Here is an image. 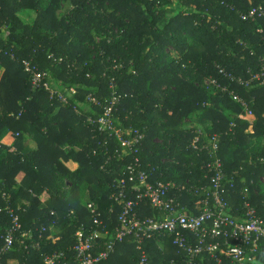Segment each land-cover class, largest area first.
I'll return each instance as SVG.
<instances>
[{
	"label": "trees",
	"instance_id": "obj_1",
	"mask_svg": "<svg viewBox=\"0 0 264 264\" xmlns=\"http://www.w3.org/2000/svg\"><path fill=\"white\" fill-rule=\"evenodd\" d=\"M260 4L264 0H0V246L13 225L10 211L22 225L2 264H45L46 256L60 253L56 264H75L77 232L95 228L86 209L91 203L112 238L122 211L118 181H128L132 159H121L118 140L89 122L102 107L86 102L90 95L107 105L112 79L121 96L115 125L145 134L139 157L150 183H171L170 196L198 213L202 197L193 192L209 183V141L218 135L229 213L242 217L248 201L264 221V87L247 89L221 73L246 78L264 67V31H258L264 19H241ZM31 11L37 14L32 25L22 18ZM25 61L47 71L54 89H75L77 97L64 105L35 90ZM209 78L249 104L252 129L229 92L205 85ZM27 134L37 143L28 153ZM7 136L12 144L2 143ZM197 138L208 149H194ZM70 160L78 165L74 171L64 163ZM157 214L148 201L136 208L139 219ZM139 244L126 239L103 264H139L143 251L147 264H187L169 236ZM198 263L218 264L208 254ZM251 264H264V242Z\"/></svg>",
	"mask_w": 264,
	"mask_h": 264
},
{
	"label": "built area",
	"instance_id": "obj_2",
	"mask_svg": "<svg viewBox=\"0 0 264 264\" xmlns=\"http://www.w3.org/2000/svg\"><path fill=\"white\" fill-rule=\"evenodd\" d=\"M252 1V0H248ZM241 19L245 21H255L264 19V6L262 4L252 7L250 10L241 13ZM262 33L264 30H258ZM52 57V56H51ZM57 63L63 62L60 58ZM117 67L114 69L116 70ZM24 72L30 76L31 84L35 90H44L51 98L57 99L64 105H70V100L77 97L78 91L69 89L59 91L53 88L51 75L47 71L39 69L30 62H24ZM221 73L230 79L232 83L253 88L255 86L264 87V67L260 71L248 72V76L235 77L231 74ZM206 86H214L221 89L222 93H228V88L223 87L217 80L209 78L205 80ZM112 90L108 98V104L101 106L94 97L87 96L86 102L97 107H102V113L96 120L90 118L89 122L98 125L100 132L108 133L109 137L116 138L120 144L117 151L121 159L130 157L131 163L127 167L128 181L123 178L118 181L120 189L117 200L122 203V211L118 217V226L114 229L111 239L110 231L107 229L101 214L96 206L92 204L91 217L95 228L89 233L83 228L76 234V244L72 248L75 253V264H103L115 253L119 244L128 238H135L141 248L144 239H151L157 236H169L173 238V245L177 248L178 254L187 257V264H199L198 260L208 254L218 264H223V260H230L233 264H251L258 257L261 245L264 242V221L259 216L258 210L248 201L243 207L242 217H233L229 212L231 205L227 200V176L222 160L219 158L220 138L214 135L209 144L211 146V161L206 165L208 174L205 178L209 181L207 186L195 188L193 194L200 195L199 203L195 207L198 213L188 211L182 207L177 198L170 196L173 188L171 183L152 184L149 182L151 173L142 170V163L139 157L140 146L145 139V134L138 129L122 128L115 125L114 113L116 105L120 103L121 96L116 92L117 84L111 80ZM234 101L239 103L244 110L239 118L250 122L252 129L253 121L256 119L255 113L238 94L229 92ZM79 112L78 108H74ZM235 127V124H232ZM199 138L193 143L194 149H208L206 144L200 148ZM264 163V158L261 160ZM155 170L152 169L151 172ZM230 188L234 187V179L231 180ZM129 182L134 185L129 187ZM264 182V179H263ZM133 192L132 199L127 198V194ZM248 194V190L244 191ZM144 201H148L152 208L158 211L154 217L139 219L136 215V208ZM1 212V210H0ZM13 225L6 231L3 237V245L0 246V264L4 257L12 250L16 237L22 229L20 218L10 211ZM107 229V230H106ZM42 233L46 232L43 228ZM105 235L104 240L102 239ZM27 236V235H24ZM41 238V236H40ZM33 249H39V242H32ZM63 253L46 256L45 264H56ZM147 254L142 252L139 264H147Z\"/></svg>",
	"mask_w": 264,
	"mask_h": 264
},
{
	"label": "crops",
	"instance_id": "obj_3",
	"mask_svg": "<svg viewBox=\"0 0 264 264\" xmlns=\"http://www.w3.org/2000/svg\"><path fill=\"white\" fill-rule=\"evenodd\" d=\"M26 14V13H25ZM24 15V14H23ZM25 140H26V147H25V151L24 152H29V151H31V150H35V149H37V143L35 142V140L33 139V136H31V135H29V134H27L26 136H25ZM2 143L4 144V143H9V144H12V141H10V139L8 138V136L7 137H5L4 139H3V141H2ZM66 149H70L68 146H66L65 147ZM65 164H66V166L70 169V170H72V171H74V170H76L77 169V167H78V165L75 163V162H73V161H68V162H64ZM23 178V174H20L19 175V177L17 178L18 179V182H20L21 181V179ZM160 248L162 249V251H164V252H166L167 250H166V247H164V246H160ZM163 252V253H164ZM9 264H16L14 261H10L9 262Z\"/></svg>",
	"mask_w": 264,
	"mask_h": 264
},
{
	"label": "rangeland",
	"instance_id": "obj_4",
	"mask_svg": "<svg viewBox=\"0 0 264 264\" xmlns=\"http://www.w3.org/2000/svg\"><path fill=\"white\" fill-rule=\"evenodd\" d=\"M173 8H175L173 5L171 6V9H173ZM36 17H37V14L35 13L34 14V12H27L26 14H24V15H22V18L26 21H24L25 23H28V24H30V25H32L34 22H35V19H36ZM88 189L90 190V188L88 187ZM88 192L89 191H84V193H83V195L86 193V194H88ZM93 203H91V204H87L86 206H87V210L89 211V213L91 214V208H90V206L92 205ZM96 208H97V210H99L98 209V207L96 206ZM99 212V211H98ZM100 213V212H99ZM92 218V217H91ZM107 227V226H106ZM83 227H81L80 229H82ZM108 229V228H107ZM106 229V230H107ZM60 228L59 227H55V228H53L52 229V233L53 234H55V235H59V234H57V233H60ZM104 238H105V235L103 234V237H102V239L104 240ZM166 243V245H167V242H165ZM162 246H163V244H161ZM160 245V246H161ZM165 247V246H164ZM167 248V247H166Z\"/></svg>",
	"mask_w": 264,
	"mask_h": 264
}]
</instances>
